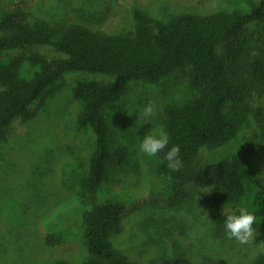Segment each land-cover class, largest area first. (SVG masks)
Listing matches in <instances>:
<instances>
[{
  "label": "rangeland",
  "instance_id": "rangeland-1",
  "mask_svg": "<svg viewBox=\"0 0 264 264\" xmlns=\"http://www.w3.org/2000/svg\"><path fill=\"white\" fill-rule=\"evenodd\" d=\"M252 4L263 6L264 0H0V17L19 10L30 20L40 19L55 27L79 25L123 35L134 30L136 9L167 21L182 13L248 11ZM244 36L249 45L248 66L264 55V29L254 23ZM223 51L224 47L218 48L219 54ZM31 53L48 59L62 56L50 46H33L0 52V66ZM31 72L32 67L26 66L21 74L29 77ZM248 77L249 123L222 148H203L178 180L160 175L161 154L147 157L139 145L150 131L158 134L163 130L168 107H182L197 97L188 70L157 84L133 82L123 96L104 108L112 139L125 153L114 164L115 181L103 188L99 199H115L125 205V231L113 236L112 243L127 261L161 264L181 258L195 264H253L262 253L257 234L249 244H240L228 238L225 227L210 221L208 208L216 193L194 182L204 165L229 164L241 158L264 177V90ZM86 79L112 81L99 74L67 73L53 96L33 103V117L12 122L0 142V264H83L88 258L82 183L94 135L77 125L80 105L73 96L77 82ZM150 101L155 104V114L146 121L142 111ZM49 235L60 237L62 244L48 246L45 238Z\"/></svg>",
  "mask_w": 264,
  "mask_h": 264
},
{
  "label": "trees",
  "instance_id": "trees-1",
  "mask_svg": "<svg viewBox=\"0 0 264 264\" xmlns=\"http://www.w3.org/2000/svg\"><path fill=\"white\" fill-rule=\"evenodd\" d=\"M134 20L133 31L110 35L79 25L55 27L40 19L30 20L19 10L0 17V52L50 46L62 54L55 59L39 53L21 54L0 66V142L12 122L33 117V103L53 96L67 73L112 78L109 83L80 80L73 89L80 105L77 125L94 135L82 183V204L87 207L83 214L84 243L88 251L83 264H137L127 261L112 243L113 236L125 231L124 203L99 199L103 188L115 181L114 164L125 153L112 139V129L103 114L107 105L123 96L133 82L157 84L178 71L188 70L198 95L182 107H168L163 123V131L170 137L168 148L180 147L183 167L173 172L165 161L158 167L160 175L178 180L183 168L203 148H222L249 123L252 110L247 106L250 84L246 77L264 90V55L245 66L249 45L244 36L254 23L264 29V5L252 4L248 11H218L211 15L182 13L167 21L136 9ZM221 46L224 51L219 54ZM26 66L33 69L29 77L21 74ZM160 154L163 159L164 152ZM194 182L216 193L208 208V217L215 226L225 227L226 217L239 215L242 210L256 216L253 227L263 251L253 264H264V177L241 158L229 164L204 165L195 174ZM45 242L48 246L62 244L56 235L47 236ZM161 264L195 263L179 258Z\"/></svg>",
  "mask_w": 264,
  "mask_h": 264
},
{
  "label": "clouds",
  "instance_id": "clouds-1",
  "mask_svg": "<svg viewBox=\"0 0 264 264\" xmlns=\"http://www.w3.org/2000/svg\"><path fill=\"white\" fill-rule=\"evenodd\" d=\"M155 114L154 102H149L143 108L142 115L147 121ZM170 137L167 132L161 130L158 134L150 131L140 140V151L147 157H157L164 152L163 161L171 171H179L183 167L180 158V147L173 145L168 148ZM168 149L166 152L165 149ZM256 216L248 210H242L239 215H228L225 220V231L229 239H235L240 244H249L256 236Z\"/></svg>",
  "mask_w": 264,
  "mask_h": 264
}]
</instances>
